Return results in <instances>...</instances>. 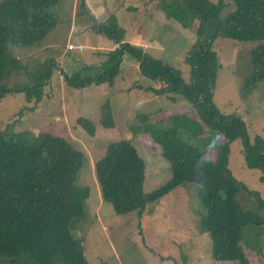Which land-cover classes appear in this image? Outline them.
<instances>
[{
  "label": "trees",
  "instance_id": "1",
  "mask_svg": "<svg viewBox=\"0 0 264 264\" xmlns=\"http://www.w3.org/2000/svg\"><path fill=\"white\" fill-rule=\"evenodd\" d=\"M60 1H0V101L21 94L27 104L40 103L55 72L71 89L101 84L112 88L114 79L123 74V60L135 62L138 73L158 85L144 91L172 102L184 100L203 127L223 143L213 147L216 153L209 160L196 146L177 137L179 129L194 136L202 132L189 119L175 117L160 126L149 123L151 138L161 146V155L170 164L172 181L153 193H144V160L129 140L113 142L94 164L101 200L110 204L116 215H126L141 211L169 190L190 182L204 209L199 233L211 238L212 260L248 264L242 249L244 230L250 226L264 229V192L250 191L236 180L229 157L231 144L240 141L246 167L264 172V137L251 141L242 116L222 113L213 103L220 69L213 44L218 38L252 43V71L243 87L253 92L264 84V0H229L231 4L225 0H161L164 18L176 21L184 30L197 23L195 42L184 59L190 67L188 82L174 66L123 42L122 33H112L117 23L94 18L91 30L114 47L97 67L99 74L87 76L93 66L68 74L54 59L41 63L35 72L21 67L15 52L36 49L56 29L59 23L54 10ZM79 2L82 13L89 16L85 1ZM23 77L25 82H21ZM77 123L93 135L91 122L80 118ZM85 164L86 156L64 138L14 132L12 126L0 129V264H87L74 232V224L86 215L89 190L78 184Z\"/></svg>",
  "mask_w": 264,
  "mask_h": 264
},
{
  "label": "rangeland",
  "instance_id": "2",
  "mask_svg": "<svg viewBox=\"0 0 264 264\" xmlns=\"http://www.w3.org/2000/svg\"><path fill=\"white\" fill-rule=\"evenodd\" d=\"M84 1L89 16L82 13L79 0L60 1L54 10L59 23L56 29L36 49L17 51L20 55L14 51L21 67L35 72L41 63L54 59L68 74L84 66L94 67L87 76L99 74L97 67L114 47L106 45L104 38L91 30L94 18L117 23L111 32L122 33L123 42L135 46L144 43L146 48L139 47L174 66L182 79L189 81L190 67L184 59L195 42L197 23L184 30L176 21L164 18L159 7L161 0ZM213 45L220 64L213 103L222 113L242 116L251 141L258 136L263 138L264 84L253 92L243 87L252 71L249 60L253 44L218 38ZM120 70L123 74L114 79L112 88L101 84L79 90L68 88L55 72L40 103L27 104L21 94L0 101V129L12 126L14 132L49 133L66 139L86 156L78 184L88 188L89 196L85 218L74 224V232L81 241L87 264H215L211 259V238L199 233L204 209L190 182L169 190L141 211L126 215H116L112 206L101 200L94 164L113 142L129 140L144 160V193H153L172 181L170 164L162 157L161 146L151 138L149 123L160 126L175 117L189 119L202 132L194 136L179 129L177 137L196 146L200 155L209 160L216 153L213 147L223 143L203 127L184 100L172 102L144 91L149 86L157 89L158 85L142 77L135 62L123 60ZM80 118L92 123L93 135L79 127ZM193 129L198 130L195 126ZM208 150L212 151L206 154ZM229 167L234 178L248 190L264 192V172L246 167L240 141L231 144ZM244 241L242 248L248 264H264V229L247 227Z\"/></svg>",
  "mask_w": 264,
  "mask_h": 264
},
{
  "label": "clouds",
  "instance_id": "3",
  "mask_svg": "<svg viewBox=\"0 0 264 264\" xmlns=\"http://www.w3.org/2000/svg\"><path fill=\"white\" fill-rule=\"evenodd\" d=\"M243 249V248H242ZM244 251V250H243ZM245 253V252H244ZM246 254V253H245ZM247 256V255H246ZM212 259V258H211ZM248 259V257H247ZM215 264H236V263H233V262H217V261H214L212 260Z\"/></svg>",
  "mask_w": 264,
  "mask_h": 264
},
{
  "label": "crops",
  "instance_id": "4",
  "mask_svg": "<svg viewBox=\"0 0 264 264\" xmlns=\"http://www.w3.org/2000/svg\"><path fill=\"white\" fill-rule=\"evenodd\" d=\"M135 40H137V41H138V39H137V38H135V39H134V41H135ZM137 41H136V42H133V43H135V44H136V43H137ZM138 46H142L143 48H146V47H145V45H144V43H138ZM246 255H247V254H246ZM247 257H248V256H247Z\"/></svg>",
  "mask_w": 264,
  "mask_h": 264
}]
</instances>
